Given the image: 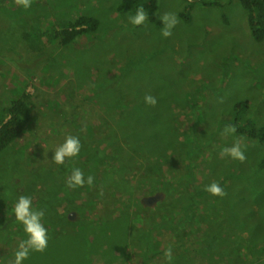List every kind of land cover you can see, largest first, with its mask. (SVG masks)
I'll return each mask as SVG.
<instances>
[{
  "label": "rangeland",
  "instance_id": "rangeland-1",
  "mask_svg": "<svg viewBox=\"0 0 264 264\" xmlns=\"http://www.w3.org/2000/svg\"><path fill=\"white\" fill-rule=\"evenodd\" d=\"M39 2L36 21L21 25L18 5L0 0V103L27 91L40 106L0 153V264L28 238L13 213L20 195L43 210L48 230L45 251L23 264H264V145L224 134L243 95L252 104L238 125H264V40L242 1L160 0V15L179 20L168 38L149 18L131 24L136 12H119L121 0ZM191 2L188 23L180 14ZM80 15L99 18L98 30L62 44L55 29ZM130 104L135 113L120 110ZM68 135L79 137L80 153L57 165L54 150ZM90 137L108 157L89 160ZM237 139L246 160L221 157ZM73 168L93 184L69 188ZM213 181L224 196L205 191Z\"/></svg>",
  "mask_w": 264,
  "mask_h": 264
},
{
  "label": "trees",
  "instance_id": "trees-1",
  "mask_svg": "<svg viewBox=\"0 0 264 264\" xmlns=\"http://www.w3.org/2000/svg\"><path fill=\"white\" fill-rule=\"evenodd\" d=\"M5 5L15 3V0H4ZM244 7L247 9L249 14V23L253 33L254 38L257 41L264 40V0H241ZM40 2L37 0L36 3L32 0V6L29 9H24L23 7L18 6L16 9L17 16L21 22V25L24 23H28L27 16L30 15L33 18V22L36 21V6L39 5ZM205 5H209V3H204ZM215 4L213 2L210 3ZM218 4L220 2L218 1ZM143 7L145 12L148 14V18L152 23L162 25L161 23V15H160V0H121L118 11L121 13H129V12H136L139 7ZM195 3H189L185 10L181 12L180 17L188 22L191 23L192 21V11L194 9ZM100 19L91 16V15H80L75 20L70 21L60 30L55 29V38L59 39V37L63 38L60 39V42L64 45H72L79 36L85 34L87 31H96L100 26ZM35 35L32 31L28 29H24V36L26 38H32ZM38 46V44H37ZM257 66V65H256ZM5 79L0 74V83L3 82ZM247 81H250V78H247ZM2 90V89H1ZM38 96L35 94H31L29 92H22L19 93L17 96L9 98L5 95V98L0 103V153L4 152L13 142H16L19 138H21L25 132L28 131L30 122L33 119V115L36 110L40 108L38 105ZM250 104H252V100L250 96L243 95L237 99L234 104L232 110L236 111L235 122L231 125H234L238 132L242 134H247L249 137L254 138L255 140H259L264 145V125L258 127L256 123L252 122L251 120L247 122V125L253 124L251 128L249 127H240L238 124L241 122V118L243 116L244 110L246 108H250ZM130 105H124L120 108L121 111H125L130 115V111L135 113L137 106L132 107ZM133 105H137L134 103ZM233 113V116H234ZM133 118L130 119L129 125L132 126L134 120L136 119V114L131 115ZM62 118L64 116L62 115ZM65 123V119L63 121ZM94 138L90 137L87 139L85 143L86 149L85 152L89 148H92L94 151L93 156L90 157L89 160H93V157H102L105 154L108 157L107 153L109 150H105L102 152L103 143L96 140L97 143L93 142ZM54 143L56 140L52 138ZM49 142V144L52 142ZM108 143V140L106 141ZM48 144V145H49ZM57 145V143H55ZM115 147L116 144H113ZM85 148V147H84ZM33 150L35 146L32 148ZM116 152L117 150L114 149ZM96 153V154H95ZM111 160L103 161L101 169L108 168L110 166ZM32 163H29L31 165ZM28 165V164H27ZM264 167V160L261 164ZM28 171V169H27Z\"/></svg>",
  "mask_w": 264,
  "mask_h": 264
},
{
  "label": "clouds",
  "instance_id": "clouds-1",
  "mask_svg": "<svg viewBox=\"0 0 264 264\" xmlns=\"http://www.w3.org/2000/svg\"><path fill=\"white\" fill-rule=\"evenodd\" d=\"M15 4L29 9L32 6V0H15ZM129 22L135 26H139L145 23L148 19V14L141 6L137 9L135 15L129 16ZM162 28L160 34L164 38L170 37L173 33L172 30L179 23V20L175 13H164L161 16ZM145 103L155 106L157 99L152 95H146L144 97ZM234 125H226L224 128V134H234L236 132ZM81 142L79 137L68 135L64 142L60 144L54 150L52 160L57 165H64L66 159L77 157L81 150ZM221 157L227 156L232 160H238L244 162L246 160L245 152L242 150V146L239 139L231 147H225L221 150ZM94 182V177L89 175L85 179L84 173L79 168H73L71 175L67 179V186L69 188L82 187L85 183L91 185ZM205 191L212 196H224L225 190L221 185L213 181L206 186ZM13 213L16 221L23 225V230L27 234V239L23 240L18 245V250L15 252V258L10 261V264H23V261L29 257L31 251L43 252L48 246V230L42 223L44 216L43 210L34 209L32 206V200L26 195H20L13 207ZM168 261L172 260V250L169 248L164 253Z\"/></svg>",
  "mask_w": 264,
  "mask_h": 264
}]
</instances>
